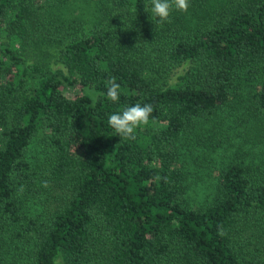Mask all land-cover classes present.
<instances>
[{
	"label": "trees",
	"instance_id": "obj_1",
	"mask_svg": "<svg viewBox=\"0 0 264 264\" xmlns=\"http://www.w3.org/2000/svg\"><path fill=\"white\" fill-rule=\"evenodd\" d=\"M66 1L0 0V264H264V0Z\"/></svg>",
	"mask_w": 264,
	"mask_h": 264
},
{
	"label": "clouds",
	"instance_id": "obj_2",
	"mask_svg": "<svg viewBox=\"0 0 264 264\" xmlns=\"http://www.w3.org/2000/svg\"><path fill=\"white\" fill-rule=\"evenodd\" d=\"M151 5V13L158 18L159 22L164 23L171 22L170 17L173 10L187 12L190 0H151ZM145 11H147L146 8ZM120 89V84L112 78L108 82L107 98L111 102H119ZM90 95L95 101L96 97L91 93ZM153 111L151 104L137 102L125 107L122 111L112 113L108 117V124L120 138L135 139L136 130L149 124ZM44 186H47V182H44Z\"/></svg>",
	"mask_w": 264,
	"mask_h": 264
},
{
	"label": "rangeland",
	"instance_id": "obj_3",
	"mask_svg": "<svg viewBox=\"0 0 264 264\" xmlns=\"http://www.w3.org/2000/svg\"><path fill=\"white\" fill-rule=\"evenodd\" d=\"M92 8H93L92 4H88L84 0H67L62 5V7H60V9H62L63 12L69 16L75 15L78 17L80 16L82 18L85 17L86 19H89V17L91 18L93 16L94 11L92 10ZM55 49L56 48L54 46H48L46 48L43 47V48L33 49L29 52L28 57H33V59H36V58L41 59L42 56H46L47 59H45V60L48 61V63H50V62L53 63V61H50L52 59L48 58V56L51 57L52 54H55V52H56ZM211 181H212V179H211L210 174H209L208 175V182L205 181V183H207V185L202 184L199 188L200 193H206L210 189ZM200 193L198 196H201ZM58 264H64V263L59 260Z\"/></svg>",
	"mask_w": 264,
	"mask_h": 264
}]
</instances>
